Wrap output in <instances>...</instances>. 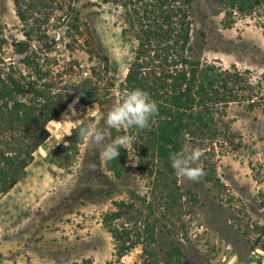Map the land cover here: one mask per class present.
Instances as JSON below:
<instances>
[{"label": "rangeland", "instance_id": "rangeland-1", "mask_svg": "<svg viewBox=\"0 0 264 264\" xmlns=\"http://www.w3.org/2000/svg\"><path fill=\"white\" fill-rule=\"evenodd\" d=\"M74 7V20L66 26L67 11L56 14L43 27L46 37H31L28 50L46 51L39 69L43 74L52 70L58 87L93 76L100 99L88 106L76 99L71 105L77 115L72 118L83 119L98 105L94 119L104 128L137 41L123 36V23L112 5L74 0ZM224 18L216 1L194 0L196 53L208 64L250 71L253 81L264 85V30L259 25L264 18L239 19L232 28L224 26ZM27 31L13 0H0V59L35 80L36 68H26L21 63L25 56L14 50L15 41H28ZM47 45L53 48L49 54ZM108 81L115 89L104 97ZM66 112L71 115L68 107L56 121ZM227 113L243 139L241 149L216 152L209 166L201 159L206 175L198 182L175 174L178 183L168 200H159L158 192H152L160 164L144 144L138 145L130 129H108L109 140L129 135L134 145L129 152L120 148L116 160L104 161L79 131L74 140L66 135L56 144L61 130L49 123L50 137L35 152L24 176L12 190L0 194V264H264V110L235 104ZM60 145L65 148L56 151ZM122 151L126 157L119 163ZM115 164L119 175L112 170ZM133 193L147 197L148 207L142 216L122 220L133 240L137 232L142 234V244L123 256L103 218L114 202L134 200ZM147 218L157 223L156 242L151 245L140 223Z\"/></svg>", "mask_w": 264, "mask_h": 264}, {"label": "trees", "instance_id": "trees-1", "mask_svg": "<svg viewBox=\"0 0 264 264\" xmlns=\"http://www.w3.org/2000/svg\"><path fill=\"white\" fill-rule=\"evenodd\" d=\"M214 1L223 8L226 28H232L239 19L253 18L254 15L264 18V0ZM13 2L22 26L29 30L25 32L28 41H15L14 50L25 56L21 63L26 68H36V74L33 80L13 64L8 65L0 59V65L4 66L0 67V194L12 190L24 176L35 152L50 137L47 131L50 120H57L76 99L85 106L100 99V89L94 87L93 76L86 82L58 87L52 70L43 74L39 69L40 56L46 51L30 53L28 50L27 42L31 37H46L42 33L43 27L55 20L56 14L67 11L66 26L75 19L74 0ZM102 2L112 5L118 13L123 23V36L137 41L128 74L120 83L118 93L139 88L147 91L158 105V113L150 121L149 128L133 127L130 131L136 136L138 145L144 144L151 157L157 158L160 170L154 179L152 192H158L157 199L168 200L174 197L172 189L178 183L169 160L170 153L180 151L185 144L199 147L204 152L201 157L203 163L209 166L216 152L239 151L243 139L234 131L227 109L237 104L252 111L264 110V85L262 81H253L250 71L241 72L235 66L224 69L202 61L193 46L194 0ZM259 25L264 30V22ZM47 48L48 54L51 53L53 48L48 45ZM104 84L108 86L104 97H108L115 85H109V81ZM78 131V128L72 131L71 140L77 138ZM61 148L65 146L60 145L56 151ZM122 152L124 157L119 163L126 157V152ZM118 165H113L112 170L119 175ZM131 199L134 200L114 202L113 208L103 218L105 228L117 242L118 251L123 256L142 244V234L137 232V239L133 240L132 232L122 220L142 216L143 209L148 207L145 206V196L133 193ZM159 207L162 205L158 204ZM149 209H153L151 202ZM140 223L148 234L149 245L154 244L157 223H152L149 218Z\"/></svg>", "mask_w": 264, "mask_h": 264}, {"label": "clouds", "instance_id": "clouds-1", "mask_svg": "<svg viewBox=\"0 0 264 264\" xmlns=\"http://www.w3.org/2000/svg\"><path fill=\"white\" fill-rule=\"evenodd\" d=\"M76 102L78 101H74ZM97 110L98 105H94L87 110L83 119L73 120L72 117L76 116L77 112L73 105H69L71 115L66 112L61 120H50L51 126L61 130L56 144L62 142L66 135L71 136L70 129L75 127L78 128L82 140L88 141L91 146L99 149L102 160H116L119 156V149L124 148L129 152L133 149L134 141L129 135L117 136L109 140L108 129L127 131L133 127L141 130L149 128L150 121L158 113V105L147 91L136 88L124 90L119 94L106 113L104 128L99 127L95 122L94 117ZM47 131L50 133L49 129ZM203 155L201 148L185 144L180 151L170 153L169 160L177 177L198 182L206 175L200 163ZM90 167L94 169L95 165H90Z\"/></svg>", "mask_w": 264, "mask_h": 264}]
</instances>
